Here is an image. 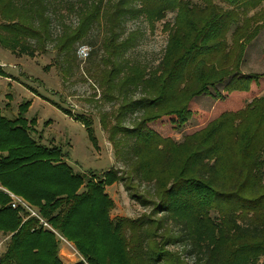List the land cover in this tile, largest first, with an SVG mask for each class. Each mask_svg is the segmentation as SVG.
Returning <instances> with one entry per match:
<instances>
[{"label":"trees","instance_id":"1","mask_svg":"<svg viewBox=\"0 0 264 264\" xmlns=\"http://www.w3.org/2000/svg\"><path fill=\"white\" fill-rule=\"evenodd\" d=\"M78 2L68 4L76 25L62 24L53 38L47 0H0V46L33 56L50 41L58 53L74 55V46L104 23V48L115 59L101 78L107 97L122 98L109 141L128 173L121 181L132 176L151 186L147 196H132L151 212L111 219L113 203L103 188L118 181L116 171L92 173L87 181L73 173L59 147L32 138L35 120L24 118L28 102L13 120L0 112V185L74 245L82 260L73 264H264V96L257 97L264 88L260 78L240 70L262 29L264 0ZM140 18L151 29L163 22L167 34L155 67L123 57L135 42L134 33L122 39L124 24ZM245 92L234 106L222 101L217 118L179 143L148 127L167 119L179 130L193 117L195 98L233 99ZM127 113L136 115L125 126ZM74 119L90 134L88 119ZM100 124L108 129L105 116ZM7 203L0 195V232L10 236L0 264H66L54 234ZM176 246L182 249L169 250Z\"/></svg>","mask_w":264,"mask_h":264},{"label":"rangeland","instance_id":"2","mask_svg":"<svg viewBox=\"0 0 264 264\" xmlns=\"http://www.w3.org/2000/svg\"><path fill=\"white\" fill-rule=\"evenodd\" d=\"M47 1L52 13L51 34L54 38L60 35L62 24L72 27L76 25L77 16L69 10L68 4L78 5L79 0ZM262 9L264 10V4ZM173 17V14L168 13L165 21L171 22ZM162 23H156L151 29L144 18L127 21L124 24L122 39L134 33L135 42L123 57L129 59L131 63L139 62L155 67L161 58L167 38V34L161 29ZM260 23L262 29L247 48L240 70L245 75L260 78L261 81L258 83L264 88V18ZM103 24L102 22L95 25L89 37L74 46L76 50L79 47H86L88 55L84 59L77 53L68 56L58 53L53 48L54 43L50 41L44 44V49L35 52L33 56L11 54L0 46V66L4 72L0 76V112L4 117L13 120L18 114V106L30 103L24 118L28 121L35 120L32 138L47 147H59L65 154L63 161L73 173L82 175L85 181L92 179V173L101 176L106 171H116L118 181L103 188L113 203L110 218L137 220L150 214L152 207H143L139 200L132 196H147L144 190H151V186L132 176L125 180L128 176L126 168L109 141V129L114 123L122 98H116V93H111L112 97H107L110 94L105 91L106 86L102 82L103 70L109 71L115 59L110 57V53L108 54L104 48L109 33L107 34ZM30 44L35 47L34 43ZM251 88L256 91L261 89L252 84ZM246 96L247 92L240 93L233 99L195 98L198 100H194L196 105L193 117L181 129H172L167 119L149 124L148 127L162 137L169 136L174 142L179 143L185 135L200 130L217 118L223 111L225 101L230 103L226 105L230 107ZM261 96H264V89L258 92L257 97ZM65 111L70 114L67 115ZM135 115L129 113L124 115V125H130ZM74 116L84 117L91 122L90 134L88 128L75 120ZM102 116L107 118L106 130L100 124ZM122 178L125 179L121 181ZM35 210L38 212V209ZM173 231L178 232L176 229ZM55 240L58 244L59 257L70 262L66 264H73L82 259L71 242L65 239L70 246L68 247L56 237ZM8 242L9 239L0 255L5 252ZM179 249H182L181 246L169 250Z\"/></svg>","mask_w":264,"mask_h":264},{"label":"built area","instance_id":"3","mask_svg":"<svg viewBox=\"0 0 264 264\" xmlns=\"http://www.w3.org/2000/svg\"><path fill=\"white\" fill-rule=\"evenodd\" d=\"M77 55L82 59L86 58V56L88 55V51L86 47H79L77 50ZM0 195H3L7 198L8 208L24 215L25 217L24 220L35 219L44 230H47L52 234H54V236L59 242L63 243L65 246L70 247L67 241L62 236L57 234V232L39 215V213L35 210V208H33L29 203H27L22 197L10 192L1 185H0ZM9 238L10 236L3 235L0 232V251L3 249L5 243ZM78 260H82V259H78Z\"/></svg>","mask_w":264,"mask_h":264},{"label":"crops","instance_id":"4","mask_svg":"<svg viewBox=\"0 0 264 264\" xmlns=\"http://www.w3.org/2000/svg\"><path fill=\"white\" fill-rule=\"evenodd\" d=\"M64 256H66V254H64ZM62 261L65 262V263H70L68 260H66V261L62 260Z\"/></svg>","mask_w":264,"mask_h":264}]
</instances>
